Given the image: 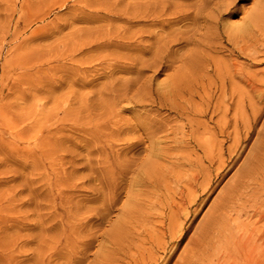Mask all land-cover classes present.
<instances>
[{"label": "rangeland", "instance_id": "rangeland-1", "mask_svg": "<svg viewBox=\"0 0 264 264\" xmlns=\"http://www.w3.org/2000/svg\"><path fill=\"white\" fill-rule=\"evenodd\" d=\"M197 1L0 0V264H245L264 39H226L264 0Z\"/></svg>", "mask_w": 264, "mask_h": 264}, {"label": "bare ground", "instance_id": "bare-ground-1", "mask_svg": "<svg viewBox=\"0 0 264 264\" xmlns=\"http://www.w3.org/2000/svg\"><path fill=\"white\" fill-rule=\"evenodd\" d=\"M197 1V0H196ZM203 2H204V0H202ZM205 1H207V0H205ZM162 2H164V1H162ZM197 2H199V1H197ZM165 3H167V2H165ZM200 3H201V1H200ZM164 4V3H163ZM162 4V5H163ZM194 4V3H193ZM204 4H205V2H204ZM263 4V3H262ZM127 5V4H126ZM154 5V4H153ZM165 5V4H164ZM169 5V4H168ZM171 5V4H170ZM185 5V4H184ZM206 5V4H205ZM194 6V5H193ZM167 7V6H166ZM173 7V6H172ZM194 7H197V6H194ZM203 7H205L204 5H203ZM168 8V7H167ZM174 8V7H173ZM176 8V7H175ZM174 8V9H175ZM198 8V7H197ZM196 8V9H197ZM148 9V8H147ZM158 9V8H157ZM164 9V8H163ZM169 9V8H168ZM167 9V10H168ZM173 9V10H174ZM177 9V8H176ZM202 9H204L205 10V8H202ZM202 9H200V10H194L193 11V16H191V18L190 19H192V17H193V27L195 28L196 27V29H197V26H200V25H197L198 24V20H201V18L202 17H204V15L202 16V12H203V10ZM134 10V9H133ZM160 10H162V8H160ZM166 10V9H165ZM170 10V9H169ZM180 10H182V9H180ZM158 11V10H157ZM163 11V10H162ZM177 11H179V10H177ZM166 12V11H165ZM174 12H176V10H174ZM186 12V11H185ZM183 10H182V14L183 13H185ZM180 13V12H179ZM179 13H177V14H179ZM151 14V13H150ZM165 15H166V13H164ZM182 14H180V15H182ZM203 14H204V12H203ZM249 14V13H248ZM145 15H148L147 13L145 14ZM160 15V14H159ZM162 15V14H161ZM167 15H168V12H167ZM170 15V14H169ZM168 15V16H169ZM172 15H174V14H172ZM187 15V14H186ZM186 15H183V16H186ZM149 16V15H148ZM148 16L146 17V18H148ZM155 16V15H154ZM168 16H164L163 15V19H164V17H168ZM176 16H178V15H174V17L176 18ZM206 16V15H205ZM210 16V15H209ZM144 17V16H143ZM173 17V16H172ZM190 17V16H189ZM161 18V17H160ZM170 18V17H169ZM178 18H180V17H178ZM177 18V19H178ZM187 18V17H186ZM186 18H183V19H186ZM209 18V17H208ZM174 19V18H173ZM203 19H205V17L203 18ZM202 19V20H203ZM206 20V19H205ZM208 20V19H207ZM206 20V21H207ZM247 20V21H246ZM161 21V20H160ZM245 23H242V24H240L241 26H239L238 27V25H237V27H233V28H229V36L228 37H230L229 39L227 38L226 40L227 41H233V43H234V45H235V47H238L239 49L238 50H236L235 48V50L236 51H243V50H245V49H248L247 48V46L249 47V45H248V43L250 42V41H252V39H255L256 37L258 38V37H260V38H258V39H260V40H262L261 38H263L264 39V9L262 8V7H259L258 9H256L255 11H253L250 15H249V17H247L246 19H245ZM152 22H154V21H152ZM179 22V21H178ZM200 22V21H199ZM204 22V21H203ZM156 23V22H155ZM205 23V22H204ZM206 26H207V24H206ZM229 27V26H228ZM203 27H201V29H202ZM200 29V30H201ZM207 29V28H206ZM209 29H211V27L209 28ZM209 29H207L208 31H209ZM198 30H199V28H198ZM195 31H197V30H195ZM205 31V33H207L206 32V30H204ZM210 32H212L211 30H210ZM209 32V33H210ZM226 34H227V32H226V30L224 31ZM223 32V33H224ZM201 33V32H200ZM107 35V34H106ZM111 34H109V36H110ZM208 35V34H207ZM210 35V34H209ZM221 35V34H220ZM219 35V36H220ZM124 37H125V35H123ZM136 36V35H135ZM134 36V37H135ZM141 36V35H140ZM159 35H157V37H158ZM219 36H218V38H219ZM107 37V36H106ZM122 37V36H121ZM123 37V38H124ZM133 37V36H132ZM174 37V36H173ZM109 39H110V37H108ZM115 38V37H114ZM117 38V37H116ZM119 38V37H118ZM127 38H128V36H127ZM130 38V37H129ZM159 38V37H158ZM157 38V40H159ZM168 38V37H167ZM194 38V37H193ZM104 39V38H103ZM125 39V38H124ZM132 39V38H131ZM220 39V38H219ZM258 39H257V41H258ZM129 40V39H128ZM134 40V39H133ZM195 40V39H194ZM221 40V39H220ZM110 41V40H109ZM120 41H122V40H120ZM185 41V40H184ZM257 41H256V43H257ZM263 41V40H262ZM106 42H107V38H106ZM110 43V42H109ZM108 43V44H109ZM114 43V42H113ZM232 43V42H231ZM254 43V42H253ZM264 43V42H263ZM124 44V43H123ZM219 44V43H218ZM258 44H259V42H258ZM258 44H255L256 46L258 45ZM262 44V43H261ZM119 45V44H118ZM127 45V44H126ZM131 45V44H130ZM129 45V46H130ZM209 46H210V44H208ZM251 45V44H250ZM260 45V44H259ZM103 46V45H102ZM108 46V45H107ZM208 46V48H210ZM231 46H232V44H231ZM253 47L252 48H250V49H253L254 48V45H252ZM109 47V46H108ZM144 48H145V46H144ZM147 48V47H146ZM157 48V47H156ZM256 48V47H255ZM261 48H263V47H261ZM158 49V48H157ZM161 49V48H160ZM233 49V48H232ZM211 50V49H210ZM254 50V49H253ZM253 50H252V52H253ZM257 50V49H256ZM255 50V51H256ZM245 51H247V50H245ZM248 52H249V50H248ZM155 53V52H154ZM159 53V52H158ZM242 54H244L243 52H241ZM247 53V52H246ZM156 55H157V53H156ZM154 59V58H153ZM142 61H143V59H142ZM154 61H156V60H154ZM158 63V62H157ZM164 63V62H163ZM153 64H155V65H157L156 63H153ZM160 64V63H159ZM155 65H153V66H155ZM152 66V64H151V68L153 67ZM105 67H107V66H105ZM154 68H156V67H154ZM110 69V68H109ZM173 80V79H172ZM172 82V81H171ZM146 86V85H145ZM143 88H144V86H143ZM125 89V88H124ZM144 89H146V87L144 88ZM146 91V90H145ZM149 95V94H148ZM123 97V96H122ZM143 100V99H142ZM164 123V122H163ZM152 154V153H151ZM163 156V155H162ZM148 164H150L149 162H148ZM153 163H151V166H153L152 165ZM149 166V165H148ZM150 167V166H149ZM144 168V167H143ZM146 169V168H145ZM147 170H149V169H146V171ZM150 170H151V168H150ZM149 170V171H150ZM148 171V172H149ZM127 174V173H126ZM147 174V173H146ZM150 174V173H149ZM148 176V175H147ZM133 201V200H132ZM131 201V202H132ZM133 204H134V202H132ZM139 204V203H138ZM130 205V204H129ZM133 206V205H132ZM128 209V208H127ZM134 210V209H133ZM127 211V210H126ZM124 211L125 212V214L124 215H126L127 213H129V212H131V210H129V211ZM131 214V213H130ZM132 214H133V212H132ZM133 216V215H132ZM259 216V215H258ZM126 217V216H125ZM127 217H129V216H127ZM130 218V217H129ZM263 218V217H262ZM125 219V218H124ZM131 220H132V218H130ZM130 219H128V220H130ZM122 220V219H121ZM126 220V219H125ZM130 220V221H131ZM120 221V220H119ZM123 221V220H122ZM259 222H261V221H259ZM118 223H121V222H118ZM123 223V222H122ZM130 223V222H129ZM117 224V223H116ZM133 224V223H132ZM118 225V224H117ZM121 224H119L118 225V227L120 226ZM126 224H124L123 226L124 227H126L125 226ZM131 225V224H130ZM256 225H257V223H256ZM115 226V225H114ZM122 226V225H121ZM116 227V226H115ZM115 227H113V228H115ZM122 228V229H124L125 230V228ZM128 227V226H127ZM259 227H261L260 225H259ZM112 228V229H113ZM254 228H256V227H254ZM75 230V229H74ZM115 230V229H114ZM118 230H120L119 228H118ZM255 230V229H254ZM263 230V229H262ZM112 231V230H111ZM110 231V232H111ZM110 232H109V234H110ZM123 232V231H122ZM121 232V233H122ZM255 232H256V230H255ZM74 233V232H73ZM73 233H72V235H73ZM109 234L107 235V236H109ZM41 235V234H40ZM115 235V237H119L120 236V234L118 233V231H116L115 233H113V236ZM124 235V234H123ZM126 235V234H125ZM257 235V234H256ZM81 236V235H80ZM80 236H78V238L80 237ZM92 236V235H91ZM94 236H96V235H94ZM245 236V235H244ZM121 237V236H120ZM85 239H87L86 237H84ZM105 238V237H104ZM122 238H123V236H122ZM33 239V238H32ZM111 239H112V237H111ZM239 239V238H238ZM117 241L115 242V240H114V243H116V244H118L120 241H122V240H120V239H116ZM120 240V241H119ZM12 241V240H11ZM21 241V240H20ZM107 241H109V240H107ZM119 241V242H118ZM42 242H44V241H42ZM237 243V242H236ZM42 244V243H41ZM45 244V243H44ZM54 244V243H53ZM59 244V243H58ZM113 244V243H112ZM120 244V243H119ZM122 244V243H121ZM240 244V243H239ZM241 244H242V246H241V249L242 250H240L239 252H241L242 251V256H243V262H245V264H264V234L262 235V236H258L257 238H253L252 237V235L251 234H249V235H247L246 237H244L243 239H242V241H241ZM55 245H57V244H55ZM60 245V244H59ZM87 245V244H86ZM85 245V246H86ZM114 245V244H113ZM88 246H89V244H88ZM122 246V245H121ZM0 247H1V245H0ZM39 247V246H38ZM47 247V246H46ZM45 247V248H46ZM49 247V246H48ZM47 247V248H48ZM70 247V246H69ZM91 247V246H90ZM11 249V248H10ZM41 249V248H40ZM38 250V249H37ZM42 250V249H41ZM47 250V249H46ZM3 251H4V249H3ZM39 252H40V250H38ZM42 251H44V247H43V250ZM48 251V250H47ZM50 251H51V249H50ZM53 251V250H52ZM106 251V250H105ZM104 251V252H105ZM38 252V253H39ZM109 252V251H108ZM43 253V252H42ZM121 253V252H120ZM46 254H48L49 255V253L47 252ZM52 254H54V253H52ZM14 255V254H13ZM99 255H100V253H99ZM105 255V257H107V256H109V257H107V259L108 258H110V255L108 254L107 255V253L106 254H104ZM117 255V254H116ZM10 256V255H9ZM49 256H51V255H49ZM48 256V257H49ZM56 256V255H55ZM241 256V255H240ZM34 257H35V255H34ZM39 258H40V255L38 256ZM82 257H84V256H82ZM97 257V256H96ZM95 257V258H96ZM42 258H43V256H42ZM50 258V257H49ZM52 258H53V256H52ZM114 258V257H113ZM238 258V257H237ZM240 258V257H239ZM38 259V258H37ZM51 259V258H50ZM84 259H85V257H84ZM43 260V259H42ZM48 260V259H47ZM99 260V259H98ZM232 260V259H231ZM33 261H35V262H33V263H35V264H37L36 263V259L34 258V260ZM49 261V260H48ZM70 261V260H69ZM74 261H76V260H74ZM108 261H110V259L108 260ZM37 262L40 264H42V262H39L38 260H37ZM66 262V261H65ZM77 262V261H76ZM105 262V261H104ZM111 262V261H110ZM109 262V263H110ZM240 262V261H239ZM234 263V262H233ZM238 263V262H237ZM49 264V263H48ZM66 264V263H65ZM104 264H106V262L104 263ZM226 264V263H225Z\"/></svg>", "mask_w": 264, "mask_h": 264}]
</instances>
